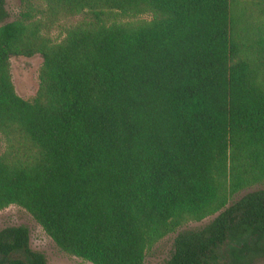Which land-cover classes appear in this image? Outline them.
<instances>
[{
  "label": "trees",
  "instance_id": "obj_1",
  "mask_svg": "<svg viewBox=\"0 0 264 264\" xmlns=\"http://www.w3.org/2000/svg\"><path fill=\"white\" fill-rule=\"evenodd\" d=\"M23 3L0 25V210L24 208L92 264H143L163 235L214 213L179 230L161 264L263 258L264 188L226 204L264 180V0ZM34 53L24 99L10 57ZM29 239L1 228L0 264H47Z\"/></svg>",
  "mask_w": 264,
  "mask_h": 264
},
{
  "label": "rangeland",
  "instance_id": "obj_2",
  "mask_svg": "<svg viewBox=\"0 0 264 264\" xmlns=\"http://www.w3.org/2000/svg\"><path fill=\"white\" fill-rule=\"evenodd\" d=\"M4 8L7 15L0 21V25L12 21L19 16L24 9L23 0H4ZM77 18L64 19L51 29L50 36L54 40H60L64 36V28ZM136 22L150 21L151 16L141 15L131 19ZM42 64L39 53L31 55H12L10 57V71L12 81L17 94L24 99H31L38 87V74ZM5 148V141L0 135V153ZM264 188V180L255 183L230 195L227 205L232 204L249 191ZM218 213L206 216L201 220H185L173 231L168 232L158 239L147 251L143 264H161L166 260L172 250V243L176 233L185 228H196L204 225ZM10 225H24L29 229V243L31 248L44 253L47 264H92L77 256L62 251L51 237L44 231L42 226L24 208L11 204L0 210V229ZM253 264H264V257L259 258Z\"/></svg>",
  "mask_w": 264,
  "mask_h": 264
}]
</instances>
